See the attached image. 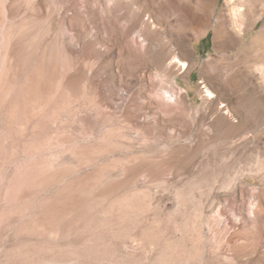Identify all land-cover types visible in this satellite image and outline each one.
I'll use <instances>...</instances> for the list:
<instances>
[{
    "label": "rangeland",
    "instance_id": "rangeland-1",
    "mask_svg": "<svg viewBox=\"0 0 264 264\" xmlns=\"http://www.w3.org/2000/svg\"><path fill=\"white\" fill-rule=\"evenodd\" d=\"M0 264H264V0H0Z\"/></svg>",
    "mask_w": 264,
    "mask_h": 264
},
{
    "label": "bare ground",
    "instance_id": "bare-ground-1",
    "mask_svg": "<svg viewBox=\"0 0 264 264\" xmlns=\"http://www.w3.org/2000/svg\"><path fill=\"white\" fill-rule=\"evenodd\" d=\"M234 11H235V10H234ZM235 14H236V13H235ZM236 16H237V15H236ZM170 63H177L179 66H181V67L184 68V69L188 67V62H186L185 60H181V59H179V58H176L175 56L172 57ZM181 67H180V68H181ZM206 92H207V96H209V98H213V97H215V95H214L212 92H210V91H208V90H206Z\"/></svg>",
    "mask_w": 264,
    "mask_h": 264
}]
</instances>
